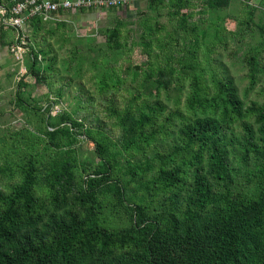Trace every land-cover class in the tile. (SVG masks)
I'll list each match as a JSON object with an SVG mask.
<instances>
[{"label":"rangeland","instance_id":"374dc122","mask_svg":"<svg viewBox=\"0 0 264 264\" xmlns=\"http://www.w3.org/2000/svg\"><path fill=\"white\" fill-rule=\"evenodd\" d=\"M212 1L140 0L128 9L36 21L22 39L0 21V191L9 193L17 186L31 160L39 167L37 195L45 214L81 212L83 179L102 163L87 132L92 130L115 154L117 175L134 202L149 206L170 195L172 190L154 189L152 180L161 167H168L162 156L181 143V129L201 116L188 104L195 71L210 88L213 73L231 78L246 106L264 104V0ZM33 52L39 54L34 68ZM157 103L160 114L142 128L154 133L149 142L125 146V124ZM65 114L74 122L75 134L52 135L71 125L63 122ZM247 119L257 130L256 114ZM234 126L238 135L241 128ZM260 136L255 143L264 147ZM240 140L228 146L234 190L252 195L264 184L258 173L261 159ZM66 164L73 175L57 181L62 183L54 203L48 172ZM192 171L188 169V179ZM120 202L114 193L97 198L98 212L112 229L133 222L131 208Z\"/></svg>","mask_w":264,"mask_h":264},{"label":"trees","instance_id":"16d2710c","mask_svg":"<svg viewBox=\"0 0 264 264\" xmlns=\"http://www.w3.org/2000/svg\"><path fill=\"white\" fill-rule=\"evenodd\" d=\"M214 2L226 5L228 0H213L211 5ZM36 21L42 19L31 23ZM38 56L33 52L32 68ZM110 69L115 73L114 67ZM192 81L188 104L201 116L181 129V143L161 159L169 168L161 167L152 180L154 189L172 190L170 195L149 206L143 200L134 202L129 186L117 175L115 154L88 130L102 163L83 179L85 187L78 196L81 212L45 214L37 195L39 167L31 160L24 166L21 182L9 193L0 191V264H264V184L252 195L235 192V169L229 164L228 150L233 139H242L240 145L261 159L258 173L264 179V147L255 143L261 135L264 145V104L246 106L234 81L220 73L212 74L213 88L196 71ZM111 109L122 118L114 106ZM151 109L125 124V146H141L154 135L142 132L160 114L161 105ZM252 114L259 123L257 130L247 119ZM69 116L65 114L63 122L71 125L53 130L52 135L75 134ZM235 123L241 128L238 135ZM69 165L51 166L48 172L54 203L62 183L57 181L73 175ZM189 168L193 170L190 179L185 176ZM109 193L131 208L130 226L112 229L106 225L97 198Z\"/></svg>","mask_w":264,"mask_h":264},{"label":"built area","instance_id":"2783aa9c","mask_svg":"<svg viewBox=\"0 0 264 264\" xmlns=\"http://www.w3.org/2000/svg\"><path fill=\"white\" fill-rule=\"evenodd\" d=\"M140 0H6L0 4V21L5 29L17 32L22 39L34 18L59 20L62 16L81 11H104L128 9ZM20 49L21 47L18 46Z\"/></svg>","mask_w":264,"mask_h":264}]
</instances>
